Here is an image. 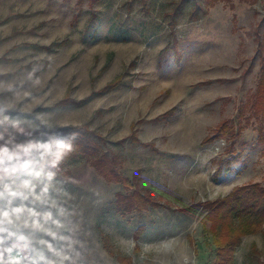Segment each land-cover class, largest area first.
I'll return each instance as SVG.
<instances>
[{
  "label": "rangeland",
  "instance_id": "rangeland-1",
  "mask_svg": "<svg viewBox=\"0 0 264 264\" xmlns=\"http://www.w3.org/2000/svg\"><path fill=\"white\" fill-rule=\"evenodd\" d=\"M175 2L0 0V116L36 139L23 169L43 167L58 138L86 123L103 136L96 143L117 155L118 171L138 172L139 187L159 203L120 215L114 194L126 189L111 182L110 215L93 242L105 253H89L85 264H211L205 210L179 208L235 185L264 184V127L258 116L243 119L259 78L254 29L264 1L216 0L197 18L190 2L174 13ZM66 97L80 103L55 105ZM222 119L245 129L233 141L203 143ZM225 160L234 170L216 176ZM87 164L73 157L63 166ZM252 245L257 258L249 256ZM5 256L2 249L0 264ZM263 263V233L243 236L235 264Z\"/></svg>",
  "mask_w": 264,
  "mask_h": 264
},
{
  "label": "trees",
  "instance_id": "trees-1",
  "mask_svg": "<svg viewBox=\"0 0 264 264\" xmlns=\"http://www.w3.org/2000/svg\"><path fill=\"white\" fill-rule=\"evenodd\" d=\"M216 0H177L173 5V12H181L189 2L192 4L191 15L197 18L203 5H211ZM220 1V0H218ZM253 3L255 0H248ZM264 1V0H263ZM215 4V3H214ZM254 42L258 57V82L252 101H248V116L243 119L247 121L251 117L260 118L261 127H264V14L259 19L254 29ZM218 81H222L218 79ZM204 81L203 83H208ZM66 103L79 104V101L63 98L55 105ZM246 106V105H245ZM242 111V110H241ZM240 111V112H241ZM173 109L166 112L162 118L172 115ZM38 121V120H37ZM245 129L240 121L233 122L229 119H222L218 122L211 134L206 135L202 142L209 143L216 139L223 138L233 141ZM264 130V129H263ZM262 130V131H263ZM57 131H62L59 128ZM32 131L19 123H13L0 116V174H8L23 169L25 166L26 154L36 144ZM259 139L264 141V132L259 131ZM103 139V136L88 124L69 129L67 134L58 138L56 146L47 157L44 169L52 171L60 169V163H66L70 158L79 156L85 157L90 165L107 181L121 184L126 191H117L114 194V203L120 215H126L131 211L147 210L149 206L159 205L153 193L144 190L138 185V172H134L132 178L124 176L118 171L116 164L118 157L110 149L106 152L96 139ZM133 141H139L135 132L131 133ZM232 161L225 160L215 169L216 176L227 174L234 169ZM241 171V168L235 170ZM132 188V190H130ZM201 206L205 210L206 228L211 237V243L215 246L214 258L211 264H235V252L241 238L248 234L262 232L264 235V184L259 182H248L233 186L230 191L215 199L196 202L193 205L179 208L181 211H192L195 207ZM141 227L133 231V236L138 235ZM260 252L255 245L249 251L251 258H257ZM264 264V263H263Z\"/></svg>",
  "mask_w": 264,
  "mask_h": 264
},
{
  "label": "crops",
  "instance_id": "crops-1",
  "mask_svg": "<svg viewBox=\"0 0 264 264\" xmlns=\"http://www.w3.org/2000/svg\"><path fill=\"white\" fill-rule=\"evenodd\" d=\"M89 167L95 170L89 162L74 171L60 163L52 171L43 165L0 174V251H10L7 264H85L89 253H105L93 242L110 215L111 182L98 172L96 181Z\"/></svg>",
  "mask_w": 264,
  "mask_h": 264
},
{
  "label": "built area",
  "instance_id": "built-area-1",
  "mask_svg": "<svg viewBox=\"0 0 264 264\" xmlns=\"http://www.w3.org/2000/svg\"><path fill=\"white\" fill-rule=\"evenodd\" d=\"M17 254H18V255H20V253H19V252H17Z\"/></svg>",
  "mask_w": 264,
  "mask_h": 264
}]
</instances>
